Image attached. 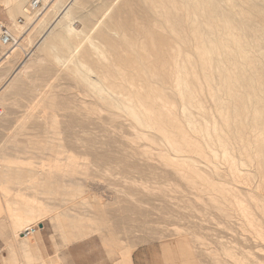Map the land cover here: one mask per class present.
<instances>
[{
	"label": "bare ground",
	"instance_id": "6f19581e",
	"mask_svg": "<svg viewBox=\"0 0 264 264\" xmlns=\"http://www.w3.org/2000/svg\"><path fill=\"white\" fill-rule=\"evenodd\" d=\"M30 2L0 0V34L7 30L14 40H0V102L21 96L34 61L51 62L82 86L73 105L85 119L101 123L125 115L140 128L137 139L149 140L144 130L157 133L160 158L192 188L207 192L224 215L237 213L242 230L263 244L264 0H103L86 16L76 11L89 0H42L33 12ZM49 90L45 85L34 97L43 115L49 114ZM58 145L49 141L43 148ZM5 176L4 218L19 238L52 211L36 198L8 201ZM34 181L28 189L36 191ZM66 221L56 214L64 238L77 239L78 224ZM187 244L179 236L175 247ZM171 246L164 250L166 263L173 262ZM262 250H252L248 264H264Z\"/></svg>",
	"mask_w": 264,
	"mask_h": 264
},
{
	"label": "rangeland",
	"instance_id": "374dc122",
	"mask_svg": "<svg viewBox=\"0 0 264 264\" xmlns=\"http://www.w3.org/2000/svg\"><path fill=\"white\" fill-rule=\"evenodd\" d=\"M102 1L89 0L85 8L77 9L76 16L93 12ZM40 62L34 61L29 69L31 81L24 83L21 96H8L0 102V179L6 174L8 201H18L21 197L17 195L36 198L52 211L40 224L47 246L53 240L68 245L64 246L67 261L68 253L76 250L82 264H116L119 251L132 248H145L151 256L164 260L168 244L174 245L170 247L174 256L167 264H240V259L248 264L252 250L263 249L264 255V243L242 230L244 222L237 213L224 215L207 192L192 188L193 184L160 158L164 147L157 133L144 130L149 140L137 139L140 128L125 115L101 123L85 119L82 109L73 105L82 98L78 97L82 86L51 62ZM45 85L50 86L49 114L43 115L34 97ZM52 126L58 131L52 132ZM49 141L60 147L43 148ZM193 158L199 168L209 170L203 160ZM27 179H36V191L28 189ZM2 199L0 191V217L5 222L0 218V247L5 250L8 234H15L4 218ZM253 212L262 222L259 212ZM57 213L65 214V226L78 224L77 239L69 241L54 230L51 218ZM179 236L187 238L186 247H175ZM262 253L258 256L264 259ZM15 260L21 264L17 254Z\"/></svg>",
	"mask_w": 264,
	"mask_h": 264
},
{
	"label": "crops",
	"instance_id": "0c3cea01",
	"mask_svg": "<svg viewBox=\"0 0 264 264\" xmlns=\"http://www.w3.org/2000/svg\"><path fill=\"white\" fill-rule=\"evenodd\" d=\"M41 222L38 225H40ZM51 222L53 223L54 230L61 233L56 218H51ZM34 227L29 234L24 235L23 233H20L18 238V240H20L19 242L16 241L14 238L15 236L8 234L9 238L5 239V254L1 257L0 264H15L16 254L21 264H82L83 260L78 258V255L75 253L76 250L75 252L74 250H71L68 253L69 260L67 261V254L64 246L68 245H59L53 240L52 246H47L45 243L46 236L43 233V225L41 228L37 227L35 228V231H33ZM53 236L54 235L51 234V239H53ZM61 236L64 238L62 233ZM72 240L74 239H69V241ZM2 243L3 242L0 240V244ZM134 250L135 249L132 248L126 253L119 251V259L114 252L117 256L116 264H167L160 256H151L149 251L145 248Z\"/></svg>",
	"mask_w": 264,
	"mask_h": 264
},
{
	"label": "built area",
	"instance_id": "2783aa9c",
	"mask_svg": "<svg viewBox=\"0 0 264 264\" xmlns=\"http://www.w3.org/2000/svg\"><path fill=\"white\" fill-rule=\"evenodd\" d=\"M41 6H42V0H31V2L29 3L28 9L30 12H33V11L38 10ZM19 21L22 22L23 20L20 19ZM0 40L3 45L11 44L14 41L10 32L7 30H3L1 32ZM1 114H2V110L0 109V116ZM3 252H4L3 248L0 247V257L2 256ZM53 264H58V263H53Z\"/></svg>",
	"mask_w": 264,
	"mask_h": 264
},
{
	"label": "water",
	"instance_id": "95a60500",
	"mask_svg": "<svg viewBox=\"0 0 264 264\" xmlns=\"http://www.w3.org/2000/svg\"><path fill=\"white\" fill-rule=\"evenodd\" d=\"M41 227H42V225L39 226V228H41Z\"/></svg>",
	"mask_w": 264,
	"mask_h": 264
}]
</instances>
